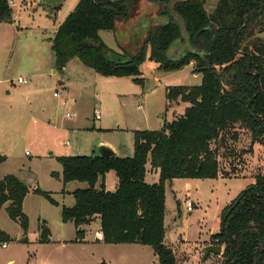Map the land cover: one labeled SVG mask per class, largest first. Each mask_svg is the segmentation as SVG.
<instances>
[{"label":"trees","instance_id":"trees-1","mask_svg":"<svg viewBox=\"0 0 264 264\" xmlns=\"http://www.w3.org/2000/svg\"><path fill=\"white\" fill-rule=\"evenodd\" d=\"M141 0H80L52 39L55 68L62 71L78 58L85 66L106 77L139 76V66L149 59L164 72H174L195 63V74L203 75L197 86H173L166 91L169 103L189 106L171 123L159 130L135 131V150L131 158L112 156L58 157L62 182H85L87 189L73 193V207L62 206V221L76 227L75 243H83V226L101 221V239L108 245L149 246L158 264H177L166 238V183L175 179L204 180L220 176L219 155L212 147L239 125L252 133L255 141L264 140V0H151L160 5V16L169 23L149 31L136 55L119 54L100 37L101 31H114L116 22L133 16ZM182 19L194 49L178 59L171 58V46L182 38L180 27L171 15ZM13 9L0 0V23H12ZM136 64L132 70L124 68ZM136 83L144 80L136 78ZM264 142V141H263ZM6 157L0 156V165ZM159 172V182L147 184L146 165ZM114 171L118 187L107 191L106 174ZM60 179V175L53 173ZM101 179L99 188L97 183ZM33 192L59 205L52 194L32 189L15 175L0 179V211L8 204L9 217L20 224L24 239L29 218L24 200ZM221 230L210 237L212 245L225 246V264H264V175L241 192L222 212ZM42 244L51 243L46 222L40 226ZM0 231V243L11 242ZM105 264V263H103Z\"/></svg>","mask_w":264,"mask_h":264},{"label":"rangeland","instance_id":"rangeland-1","mask_svg":"<svg viewBox=\"0 0 264 264\" xmlns=\"http://www.w3.org/2000/svg\"><path fill=\"white\" fill-rule=\"evenodd\" d=\"M13 1L14 21L0 23V155L6 157L0 175L14 172L26 183L27 178H33L37 187L51 193L59 205L35 193L29 196L27 242H22L20 224L2 211L0 228L9 230L12 240L6 243L7 248L0 243V264H153L154 251L149 246L129 250L97 244L99 233L91 223L86 227V242H74L76 227L62 221V206H74L71 191L77 182L64 186L57 158L98 155L99 147L107 146L105 142L117 146L120 155L133 157L135 131L159 130L189 106L184 103L168 107L167 89L200 85L203 75L194 73L195 63L179 71H161L149 59V53L137 77L101 76L78 58L73 62L80 68L59 71L53 60L51 69L44 60L53 55L45 40L46 35H52L45 32L52 30L55 20L50 16L58 12L63 0ZM72 2L64 1L56 21L63 18ZM214 5V0H208L209 10ZM176 23L186 39L184 22L177 17ZM259 28L256 37L264 39ZM112 34L101 31L100 35L108 47L120 49L122 45L130 52L132 47L125 43L126 39ZM183 43L179 40L175 46ZM55 69L57 73L53 74ZM29 72L38 76L31 79ZM20 77L29 81L20 84ZM136 78L143 79V84L136 83ZM9 104L13 109L6 108ZM26 112L33 116L32 120ZM97 112L100 120L95 117ZM263 141H255L250 131L237 125L224 139L212 144L219 155L217 179L197 180L190 188L183 179L166 183L165 224L171 247L165 244L176 257L183 256V264H225L224 245L221 255L211 254L204 260L205 248L211 244V234L221 230L224 208L253 186L257 175H264ZM55 172H60V180L52 176ZM152 176L148 175V184L153 182ZM116 182L115 172L109 173L106 189L114 190ZM187 194L196 203L192 212L187 211ZM45 221L51 232L48 244L39 242L40 226Z\"/></svg>","mask_w":264,"mask_h":264},{"label":"water","instance_id":"water-1","mask_svg":"<svg viewBox=\"0 0 264 264\" xmlns=\"http://www.w3.org/2000/svg\"><path fill=\"white\" fill-rule=\"evenodd\" d=\"M159 12L160 5L158 3H155L151 0H141L137 8L134 10L133 16L131 18H129L128 20H120L116 22L114 30L115 36H123V38L126 39L125 43L130 44L132 49L130 50V52H128L129 54L136 55L139 52L151 28L169 23V18L160 16ZM171 15L176 23V18L178 16L173 13L172 7ZM180 40L184 41V43L180 47L175 46V44L179 40L171 46L168 52L171 58L178 59L187 51L194 50L189 42L188 34L186 39H183L182 37ZM120 46L121 48L123 47L122 45ZM122 50L125 51L123 48ZM136 67V64H129L124 66V68L128 70L135 69ZM98 152V155L104 158H109L116 155L115 150L107 146L99 147ZM222 252V246L209 245L205 248L204 260L211 254L219 256L222 254Z\"/></svg>","mask_w":264,"mask_h":264},{"label":"crops","instance_id":"crops-1","mask_svg":"<svg viewBox=\"0 0 264 264\" xmlns=\"http://www.w3.org/2000/svg\"><path fill=\"white\" fill-rule=\"evenodd\" d=\"M64 1L65 0H63L62 2H60L59 3V7H57V9H56V11H58V12H56V13H54L52 16H50L51 18H53L54 20H55V22H54V25H53V28H52V30L51 31H46L45 33H47V34H50V35H52V36H49V35H46L45 36V40L47 41V43H49L48 44V47H49V49H50V47H51V50H52V39L55 37V34H56V32H57V30H58V28L60 27V25L65 21V19L68 17V15L75 9V7L77 6V4L79 3V1L80 0H73V2L72 3H70V5L67 7L68 9H67V12L65 13V15L63 16V18L61 19V20H58V21H56V19H57V15H59V11L61 10V8H62V6H63V4H64ZM60 9V10H59ZM14 12V11H13ZM60 15H61V11H60ZM13 19H14V14H13ZM110 32H113V34H112V36H114L115 37V34H114V31H110ZM100 34H101V32H100ZM100 37H101V35H100ZM102 38V37H101ZM103 40V39H102ZM104 41V40H103ZM105 43V42H104ZM106 44V43H105ZM108 46V45H107ZM110 49H112V50H114V51H116V52H118V53H120V51H122L123 52V50L120 48H117V49H115V48H112V47H109ZM174 56V55H173ZM53 60H54V56L53 55H49L48 57H46V59L44 60V62H45V64H47V65H50L51 67H52V63H53ZM77 68H80L79 67V65H76L74 62H73V60H71L68 64H67V66H66V68L64 69V71L65 72H67V71H69L70 69L71 70H74V69H77ZM51 69H53V67L51 68ZM57 73V70L55 69V71H53V74H56ZM29 75H30V78L31 77H33V79H35L36 78V75L38 76V74H36V73H32V72H29ZM32 79V78H31ZM27 80L29 81V79L27 78ZM63 83V82H62ZM168 102V101H167ZM171 104H173V106L174 107H179L180 105H183L184 103H182V102H176V103H167V106L169 107ZM172 106V107H173ZM6 108H10V109H13V107H11L10 106V104H9V106H7ZM184 113H180L178 116H181V115H183ZM178 116H175L174 115V119L173 120H175V118L176 117H178ZM26 117H28L30 120H32L33 119V116L30 114V113H28V112H26ZM98 120H100V119H98ZM172 120V121H173ZM137 131H139V130H137ZM106 143V145H107V147H110V148H112L113 150H115V152H116V156H118V157H120V158H131V157H125V156H122V155H120V152H119V150H118V148H117V146H115L114 144H112V143H108V142H105ZM1 156V155H0ZM6 162H4L2 165H0V171H1V168L4 166V164H5ZM146 169H147V174H146V177H145V181H146V183L148 184V175L149 174H151V175H153L152 176V179H154V180H152L153 182H151L150 183V185H152V184H156V183H158L159 182V172L158 171H156V170H153L152 169V167H151V165H150V163L148 162V164H147V166H146ZM62 171V170H61ZM111 172H114V171H111ZM111 172H109V173H111ZM56 174H59L60 175V172L59 173H57V172H55ZM109 173H107L106 174V177H105V185H106V187H107V184H108V175H109ZM116 174V173H115ZM7 175H15V176H17V177H19L21 180H22V178L18 175V174H14V172L13 173H4V174H1L0 175V179H3L5 176H7ZM58 179V178H57ZM60 180V179H59ZM23 181V180H22ZM25 182V181H24ZM185 182H186V185L190 188L193 184H196L195 182H198L197 180H185ZM27 183L30 185V187L32 188V189H35V188H37V185H36V183H35V180L33 179V178H27ZM100 184H101V179L99 180V182L97 183V185H96V188H99L100 187ZM66 184H64V186H65ZM76 186H75V188L74 189H72V191H71V193H72V195H73V193L76 191V190H78V189H87V188H89V184L88 183H85V182H77L76 184H75ZM115 186V189L113 190V189H111V190H109L110 188H108L107 189V191H110V192H114L116 189H117V187H118V178H117V182L114 184ZM33 192H30L28 195H27V197L25 198V200H24V204H23V211H24V213L28 216V213H27V211H26V204H27V200H28V198H29V196H31V194H32ZM64 193V191H62V194ZM74 198V197H73ZM198 201V200H197ZM195 206H196V203H195ZM7 207H8V204H6L3 208H2V210L0 211V213L2 212V211H4V212H6L7 214H8V212H7ZM9 216V215H8ZM10 218V217H9ZM12 220V219H11ZM46 222V221H45ZM47 223V222H46ZM91 225H94L96 228H97V233H99V235H98V237L96 238V243L97 244H99V245H107V246H112V248H115V249H129V250H139V249H137V248H140L139 246V244H119V245H108V244H102V243H99V242H97L98 240H100L101 239V221H100V218L99 217H95L94 218V220H93V222L91 223ZM91 225H86V226H83L82 227V229H84L85 231H87L86 230V227H91ZM167 229V228H166ZM0 231H2V232H5L6 234H8L9 236H10V232H9V230H7L6 228H0ZM87 233V232H86ZM216 234V233H215ZM211 235H213V234H211ZM167 236H168V233H167ZM167 236H166V240H165V243L167 244V245H169L170 247H171V245H170V243H168V241H167ZM11 237V236H10ZM211 237V236H210ZM84 242H86V236H85V240H84ZM209 245H211V244H209ZM7 248V247H6ZM142 248V247H141ZM172 249V248H171ZM154 251V250H153ZM154 254V257H153V264H158L159 262H158V257L155 255V253H153ZM175 254V253H174ZM176 257V256H175ZM181 257H183V256H180V257H176V261H177V264H183V262L181 261L182 260V258ZM103 263H105V264H108L107 262H103Z\"/></svg>","mask_w":264,"mask_h":264},{"label":"built area","instance_id":"built-area-1","mask_svg":"<svg viewBox=\"0 0 264 264\" xmlns=\"http://www.w3.org/2000/svg\"><path fill=\"white\" fill-rule=\"evenodd\" d=\"M8 5L9 7L13 8V6L15 5V2L13 0H8ZM18 82L20 84H23V83H26L28 82L27 78H22L20 77L18 79ZM55 96H57V94H55ZM68 117H71V115H68ZM96 119H100L101 118V115L99 112L96 113L95 115ZM186 206H187V211L188 212H192L194 210V207H195V202L193 201V199L191 198L190 195H186ZM3 248H6L7 245L6 244H1Z\"/></svg>","mask_w":264,"mask_h":264}]
</instances>
